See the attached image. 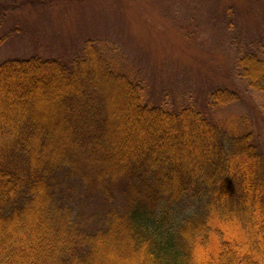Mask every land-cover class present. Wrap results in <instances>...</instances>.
<instances>
[{"label":"trees","instance_id":"16d2710c","mask_svg":"<svg viewBox=\"0 0 264 264\" xmlns=\"http://www.w3.org/2000/svg\"><path fill=\"white\" fill-rule=\"evenodd\" d=\"M84 47L68 63L0 64V264H264L252 132L143 105L139 84ZM238 69L264 92V56Z\"/></svg>","mask_w":264,"mask_h":264},{"label":"rangeland","instance_id":"374dc122","mask_svg":"<svg viewBox=\"0 0 264 264\" xmlns=\"http://www.w3.org/2000/svg\"><path fill=\"white\" fill-rule=\"evenodd\" d=\"M7 11L0 64L31 57L68 63L90 44L113 72L142 87L148 107L198 110L227 136L241 125L264 155V92L238 60L264 56V0H0ZM218 90L234 93L220 105Z\"/></svg>","mask_w":264,"mask_h":264}]
</instances>
